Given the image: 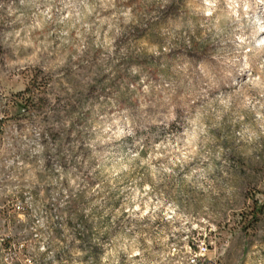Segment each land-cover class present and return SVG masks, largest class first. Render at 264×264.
Segmentation results:
<instances>
[{"label": "rangeland", "instance_id": "374dc122", "mask_svg": "<svg viewBox=\"0 0 264 264\" xmlns=\"http://www.w3.org/2000/svg\"><path fill=\"white\" fill-rule=\"evenodd\" d=\"M0 264H264V0H0Z\"/></svg>", "mask_w": 264, "mask_h": 264}, {"label": "trees", "instance_id": "16d2710c", "mask_svg": "<svg viewBox=\"0 0 264 264\" xmlns=\"http://www.w3.org/2000/svg\"><path fill=\"white\" fill-rule=\"evenodd\" d=\"M263 205H260L256 210L253 212L252 221L256 219V217L261 213Z\"/></svg>", "mask_w": 264, "mask_h": 264}]
</instances>
